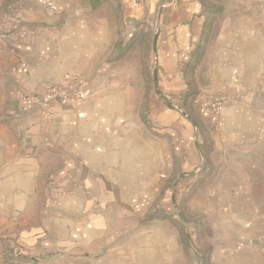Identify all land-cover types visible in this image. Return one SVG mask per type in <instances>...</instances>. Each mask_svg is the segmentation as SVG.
Here are the masks:
<instances>
[{
    "label": "crops",
    "instance_id": "crops-1",
    "mask_svg": "<svg viewBox=\"0 0 264 264\" xmlns=\"http://www.w3.org/2000/svg\"><path fill=\"white\" fill-rule=\"evenodd\" d=\"M233 5L243 9L226 15L210 68L194 70L193 93L224 102L204 137L186 114L205 26L197 1L0 0L6 263L264 264L263 240L209 226L196 203L241 181L252 206L264 168V0ZM140 34L151 35L141 81ZM70 76L80 106L42 101Z\"/></svg>",
    "mask_w": 264,
    "mask_h": 264
},
{
    "label": "rangeland",
    "instance_id": "rangeland-1",
    "mask_svg": "<svg viewBox=\"0 0 264 264\" xmlns=\"http://www.w3.org/2000/svg\"><path fill=\"white\" fill-rule=\"evenodd\" d=\"M195 1H197L202 7V12L205 17V26H204V32L202 38L192 54V59L190 62L191 72L188 71V73L190 72L188 81H190L191 84H189L190 92L188 91L189 94L187 95L190 100L186 104L187 105L186 114H188V116L192 118V120H195L194 122H197L198 129L201 132L203 131L205 137L206 135L205 131L206 129H208V127H213V126L216 127L218 125L219 123L218 117L220 112L218 114H212L204 110L203 106L207 104L210 100H213L214 99L213 97L200 98L199 93L197 91H194L193 93V90H195L194 70L195 69L197 70L198 68L199 70H203V72L199 71L200 76H202V74L205 75V73H207V70L211 66L210 59H211V53L214 47V43H216V39L218 35L224 30V27L226 25L225 18L231 16L234 12L243 8H235L234 5L228 7L225 6V3L227 4L228 0H195ZM136 42L137 44L134 45L139 47V49L137 50L138 54L133 55L132 61L133 63L135 62L139 64V68H138L139 80L141 81L146 79L147 76H149L148 71L146 70V65L147 63L150 62L148 52L151 48V35L149 34V36L146 38V36L143 37L140 34ZM123 57H126V55H124ZM130 58L131 56H128V61L131 60ZM201 80L204 81L205 78L201 77ZM145 86L146 84L141 87V90L142 89L146 90ZM195 111L205 114L204 116L202 115L204 119L199 118L201 115L200 116L194 115L193 117L189 115V113L192 115ZM196 135L199 144L201 143V140L199 139V134L197 132ZM194 137L195 136H193L192 138L193 140L192 142H194L195 140ZM263 173H264V168L262 175ZM219 186L220 188H219L218 198H212L211 200L210 199H204L199 201L196 200L197 205L199 203L198 206H200V208H203V210L204 209L206 210V213L204 212L205 210L203 212L208 218L207 219L204 216L208 220L209 226H211L210 223H212L213 226H227V225L236 226V232L237 233L240 232L241 234L245 235L243 236L244 237L243 240H245V238L248 241L249 240L253 241L251 239L254 238L257 239L256 241L263 240L262 245L264 246V216L257 214L252 208V206L254 205L255 207H257L258 210V205L251 198L252 199V206H251L250 200L248 198L249 195L246 189L244 190L245 184L241 181L236 182L230 185L231 187L228 186L229 188L226 189L223 188L224 184H220ZM228 190H234V193L236 192L235 196L231 195L232 198L231 196L227 197L226 193H228L227 192ZM252 192L253 191L251 189V197H252ZM211 206L213 207L212 209ZM190 219L196 222L200 221V225L203 226L201 224L202 223L201 220H199L197 216H192V217L190 216ZM236 243L238 245V242ZM240 243L242 244V242ZM237 245H236V249L238 248ZM239 248L241 250L243 249V251L247 252L248 254H251L245 249L246 247L244 248L243 245ZM261 253L262 255H264V251H262Z\"/></svg>",
    "mask_w": 264,
    "mask_h": 264
},
{
    "label": "built area",
    "instance_id": "built-area-1",
    "mask_svg": "<svg viewBox=\"0 0 264 264\" xmlns=\"http://www.w3.org/2000/svg\"><path fill=\"white\" fill-rule=\"evenodd\" d=\"M82 100V91L79 88L77 80L73 76H70L59 83L49 85L42 98L43 102H55L72 108L80 106ZM223 103L224 102L221 99H213L203 107L208 113L218 114L222 109ZM2 260L3 259L0 256V264Z\"/></svg>",
    "mask_w": 264,
    "mask_h": 264
},
{
    "label": "trees",
    "instance_id": "trees-1",
    "mask_svg": "<svg viewBox=\"0 0 264 264\" xmlns=\"http://www.w3.org/2000/svg\"><path fill=\"white\" fill-rule=\"evenodd\" d=\"M252 199L258 205V213L264 216V173L254 182L252 187ZM1 264H8L5 260H2ZM202 264L205 263V258H202Z\"/></svg>",
    "mask_w": 264,
    "mask_h": 264
}]
</instances>
